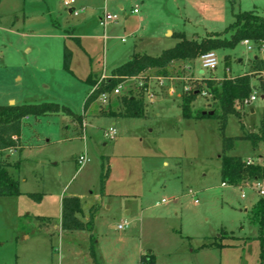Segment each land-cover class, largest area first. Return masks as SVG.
<instances>
[{
    "label": "rangeland",
    "instance_id": "1",
    "mask_svg": "<svg viewBox=\"0 0 264 264\" xmlns=\"http://www.w3.org/2000/svg\"><path fill=\"white\" fill-rule=\"evenodd\" d=\"M63 2L0 0V105L12 97L17 105L50 102L81 118L87 114L85 132L62 108L24 121L23 149L14 156L29 160L10 173L22 192L41 200L0 196V264H140L147 253L156 264H264V225L260 230L254 214L263 197L254 182L222 186L220 174L224 151L264 167V138L256 146L240 139L245 133L264 137V72L251 80L259 98L237 102L241 118L229 116L225 128L210 95L197 96L192 109L216 117L186 120L181 108L184 85L251 73L255 59L264 60V45L248 51L241 42L215 50L219 66L213 73L202 69L199 58L175 62L166 74L149 69L120 83L119 94L85 109L89 75L109 74L136 52L158 56L179 41L178 34L198 40L222 34L239 12L264 16V0H74L76 14ZM104 7L118 19L105 42L98 24ZM135 7L139 14L131 15ZM68 32L78 40L63 38ZM64 47L71 51V72L62 66ZM129 94L143 99V117L100 115L101 104L116 109V100ZM113 127L118 133L110 140L105 133ZM226 138H235L228 151ZM83 151L90 162L81 167L73 156ZM98 151L108 156L103 167ZM106 170L107 201L96 203ZM70 194L85 196L82 220L96 209L91 232L55 228L60 198ZM124 221L127 227L119 230ZM213 243L225 247H204Z\"/></svg>",
    "mask_w": 264,
    "mask_h": 264
},
{
    "label": "trees",
    "instance_id": "2",
    "mask_svg": "<svg viewBox=\"0 0 264 264\" xmlns=\"http://www.w3.org/2000/svg\"><path fill=\"white\" fill-rule=\"evenodd\" d=\"M233 22L225 29L222 34H208L202 39H188L184 34H178L179 41L171 48L166 49L158 56L134 53L130 60L120 65L111 72L106 79L100 83L88 76L85 83L90 87H96L85 100V109L93 102L98 100L102 94H111L114 89L126 79L138 78L142 73L149 69L162 71L170 65L179 61H194L202 55L221 48H235L244 40L251 41L255 46L264 45V16L258 15L257 10L239 12L234 15ZM228 36V37H227ZM71 51L64 48V69L71 72ZM264 72V60L255 59V69L253 72L238 76L235 78H224L220 82H215L214 78L204 79L201 83H195L194 91L184 93L181 99L182 116L186 120L213 118V115L203 114V111H193L192 102L196 100L199 90H205L219 105L221 115L218 117L225 128L229 116L234 115L241 118L238 111L235 110V104L248 99L253 92L251 80L253 77H260ZM261 88L264 89L261 85ZM116 109L108 103V107L100 106V114L103 117L133 119L144 116V101L132 94L124 95L116 100ZM62 111L67 115L73 113L66 107L50 102L38 104L6 105L0 106V196H20L19 181L9 174L10 168L19 169L20 162L10 164L2 161L5 150L17 148L21 135L22 122L28 117H41ZM81 122V116L73 115ZM241 128L244 129L243 124ZM262 135L257 133H245L240 139L250 140L254 146L263 140ZM235 138L224 139V149L230 150ZM221 156L220 174L223 184L242 187L245 184L253 183L264 179V167L258 163H249L238 156ZM104 170V169H103ZM108 171H103L100 177V191L103 192L105 179ZM33 200L40 201L41 195L35 193L27 194ZM96 209L92 207L89 210L87 220H82V203L78 197H64L61 209V229L63 231H89L93 230L94 217ZM260 230L264 225V197L260 200L254 210ZM220 241L226 237L220 236ZM262 237H260L261 239ZM94 242V239L92 237ZM205 248H224L222 243H213L204 245ZM261 261L264 262V241L261 240ZM140 263L156 264L155 257L147 253L141 255Z\"/></svg>",
    "mask_w": 264,
    "mask_h": 264
},
{
    "label": "crops",
    "instance_id": "3",
    "mask_svg": "<svg viewBox=\"0 0 264 264\" xmlns=\"http://www.w3.org/2000/svg\"><path fill=\"white\" fill-rule=\"evenodd\" d=\"M64 3V2H63ZM68 9V12H69V14H76V12H75V10L73 9V8H71V6L69 7V8H67ZM119 9L120 10H122L123 9V5L122 4H120L119 5ZM135 9H138L137 7H135V8H133V10H131L130 11V14L131 15H138L139 14V11L137 12V13H133V11L135 10ZM105 12H107V9H106V7H104V9H103V12L99 15V17H98V24H99V26L103 29V35H102V37H101V39L102 40H104V42L107 40V28L110 26V25H114V24H117L118 23V21H116L115 23H111V24H109V25H107L106 27H103V26H101L100 25V19L103 17V15H104V13ZM118 20V19H117ZM141 21V19L139 18V22ZM11 28L13 29V26H11ZM171 33V32H170ZM63 38H69V39H77L78 40V38H76L75 36H73V33L72 32H68L67 34L65 33L64 35H63ZM122 42H124V40L122 39ZM65 48V47H64ZM169 49V48H168ZM166 50V49H165ZM28 51V50H27ZM164 51V50H163ZM136 53H140V54H146V53H141V52H136ZM134 54V53H133ZM133 54H131L130 55V57H129V59L128 60H130L131 59V57H132V55ZM148 55V54H147ZM151 56V55H150ZM257 59V58H256ZM127 60V61H128ZM127 61H125V62H127ZM124 62V63H125ZM124 63H122V64H124ZM121 64V65H122ZM62 66H63V68H64V55H63V64H62ZM119 67V66H118ZM117 68V67H116ZM115 68V69H116ZM114 70V69H113ZM112 70V71H113ZM111 71V72H112ZM111 72L109 73V74H105L104 72L102 73V75L101 76H103V75H105V76H109V75H111ZM89 76H92V75H89ZM101 76L100 77H98V76H92V78L94 79V80H96L97 79V82L100 80V78H101ZM88 78V77H87ZM86 78V79H87ZM85 79V80H86ZM92 90H93V87H91V90H90V92L92 93ZM88 97V96H87ZM98 100L101 102V98L99 97L98 98ZM8 103H9V105H17V104H15V99L14 98H12V97H8L7 98V100H6ZM97 101V100H96ZM101 104V103H100ZM19 105H23V104H19ZM102 105V104H101ZM0 106H6V105H0ZM103 106V105H102ZM101 115V114H100ZM86 117H87V114L86 113H84L83 114V116H82V118H81V128H82V130L85 132V127H86ZM107 118H110V117H107ZM29 119V117L28 118H25L24 120H23V122H22V125H23V123H24V121L25 120H28ZM112 119H118V118H112ZM120 119V118H119ZM122 119V118H121ZM114 126H115V124H114ZM113 128H115V127H113ZM116 129V128H115ZM22 130V129H21ZM117 131V130H116ZM107 133V132H106ZM106 133H105V135H106ZM118 133V132H117ZM17 149H20V150H22L23 149V147H21V139L19 138V146L17 147V148H13V149H9V150H5V152L3 153V156H2V158H4L7 162H9L10 164H14V163H16V162H20V167H19V169H15V168H10L9 169V174L11 175V176H13L11 173H10V170H12V169H14V170H20L21 168H22V166H23V164L25 163V162H27L29 159L28 158H20V157H15L14 156V154H15V152H16V150ZM88 152L89 151H83L81 154H79V155H75V156H73V158L76 160V162H77V157L78 156H80V155H87V157H88ZM98 154H99V157H100V159H101V165L100 166H105V162L107 163V158H108V156H106L105 154H103V153H101L100 151H98ZM89 158V157H88ZM4 160V161H5ZM164 165H166V163H164ZM85 166V165H84ZM17 179V178H16ZM18 180V179H17ZM19 187H20V185H19ZM100 190H98V193H96L95 195H94V200H95V202L96 203H103V201L104 200H106L107 201V181H105V185H104V189H103V192L101 193V191L99 192ZM20 192L22 193L21 195H24V194H29V193H24V192H22L21 191V189H20ZM64 197H66V196H62L61 198H60V214H59V217H58V223L55 225V228H59L60 227V229H61V209H62V200H63V198ZM69 197H78L81 201L83 200V199H85V196H83V195H77V194H70L69 195ZM30 198V197H29ZM31 199V198H30ZM167 202H165L164 204H166ZM106 204V208H107V202L105 203ZM38 218L39 219H41L43 222H45L47 225L48 224H51L52 222H53V219L51 220V218L50 217H45V216H38ZM87 218H88V216H86L85 215V217H84V220L86 221L87 220ZM124 222H126V221H124ZM127 223V222H126Z\"/></svg>",
    "mask_w": 264,
    "mask_h": 264
},
{
    "label": "built area",
    "instance_id": "4",
    "mask_svg": "<svg viewBox=\"0 0 264 264\" xmlns=\"http://www.w3.org/2000/svg\"><path fill=\"white\" fill-rule=\"evenodd\" d=\"M74 3V0H64V6L66 8H69L72 4ZM138 12V9H135L133 11V13H137ZM117 21V17L111 15L110 13L108 12H105L103 17L100 19V25L103 26V27H106L107 25L111 24V23H115ZM242 44L247 48L248 51H253L254 50V47H253V43L249 40H244L242 42ZM200 63H201V67L202 69L204 70H207V71H210V72H214L217 70L218 66H219V61H218V58L215 54L214 51H211V52H208L204 55H202L200 58ZM227 73L229 72V69L226 70ZM107 76L103 75L101 76L100 80L98 81V83H100L101 81H103L104 79H106ZM215 80H217L216 78H214ZM196 82H194L193 84H186L184 85L183 87V92L184 93H191L194 91V88H195V83L199 84L201 83L202 79L199 80V79H195ZM163 83V81H161V84ZM96 87H93V90L92 92L95 90ZM120 89H121V86H117L113 93L116 95V94H119L120 92ZM198 95L199 96H207L209 95L205 90H199L197 91ZM108 94H102L100 96L101 100L103 102H106V97H107ZM259 98L258 94H256V90L253 89V92L252 94L250 95V97L246 100H244L243 102H241V104L243 105H248L254 101H256L257 99ZM261 98L264 99V92L262 93L261 95ZM117 135V131L115 128H110L108 130V132L106 133V136L110 139V140H113L115 138V136ZM88 162H90V159L87 157V155H80L77 157V164L81 167H83L84 165H86ZM249 163H251V161H248ZM226 184H222V186H225ZM254 187L258 190V193L261 197H264V179L263 180H260V181H255L253 183ZM166 200H162L161 203H165ZM127 223L126 222H123L121 225L118 226V229L119 230H124L126 227H127ZM140 264H144V263H140Z\"/></svg>",
    "mask_w": 264,
    "mask_h": 264
},
{
    "label": "water",
    "instance_id": "5",
    "mask_svg": "<svg viewBox=\"0 0 264 264\" xmlns=\"http://www.w3.org/2000/svg\"><path fill=\"white\" fill-rule=\"evenodd\" d=\"M203 114H209V115H213L214 112L210 111V112H203Z\"/></svg>",
    "mask_w": 264,
    "mask_h": 264
}]
</instances>
